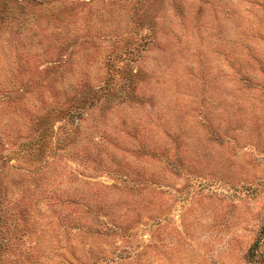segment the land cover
Wrapping results in <instances>:
<instances>
[{
    "label": "rangeland",
    "instance_id": "obj_1",
    "mask_svg": "<svg viewBox=\"0 0 264 264\" xmlns=\"http://www.w3.org/2000/svg\"><path fill=\"white\" fill-rule=\"evenodd\" d=\"M0 264H264V0H0Z\"/></svg>",
    "mask_w": 264,
    "mask_h": 264
}]
</instances>
